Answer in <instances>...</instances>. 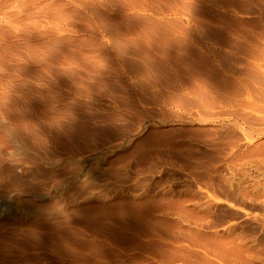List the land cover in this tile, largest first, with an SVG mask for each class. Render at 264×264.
I'll use <instances>...</instances> for the list:
<instances>
[{
    "label": "rangeland",
    "instance_id": "obj_1",
    "mask_svg": "<svg viewBox=\"0 0 264 264\" xmlns=\"http://www.w3.org/2000/svg\"><path fill=\"white\" fill-rule=\"evenodd\" d=\"M235 3V49L244 31L264 49V0ZM93 26L81 49L99 59ZM183 30L181 41L201 45ZM10 32L0 36V104L17 118L11 129L0 111V264H264V54L221 52L213 62L235 69V95L211 92L221 100L204 106L187 89L204 78L161 61L158 87L179 98L169 104L139 88L140 74L122 79L125 92L95 90L102 81L61 54L73 41L31 50Z\"/></svg>",
    "mask_w": 264,
    "mask_h": 264
},
{
    "label": "bare ground",
    "instance_id": "obj_2",
    "mask_svg": "<svg viewBox=\"0 0 264 264\" xmlns=\"http://www.w3.org/2000/svg\"><path fill=\"white\" fill-rule=\"evenodd\" d=\"M235 4V0H149L148 2L147 0H66V2H60V0H0V36L5 38L11 34L10 30H12V32H17L13 28L21 26V28H17L20 31L15 34L20 36L25 42L30 43L31 50H34L37 45L46 50L49 46L41 45L40 43L43 38L52 41L54 44L73 41L76 44L75 52L72 54L61 52V54L72 62L73 59L76 60L77 65H81L83 71H88L91 75L93 74L102 81L101 87L95 85L94 82L90 83L94 84L91 86L95 90H106L109 88L111 90V87H114L119 93L125 92L126 89H124L125 86L122 84V79L124 78V81L129 79V81H131L133 77H136L134 75L140 74L142 76L140 77L137 75L140 77H137V82L141 90L149 89L147 93L159 96L162 102L168 101L170 102L169 104H178L179 98L170 93L167 94L163 92V88L159 89L158 87L161 82L160 78L156 77L155 73L165 68L161 63V61H165L170 66L178 68V71L181 70L191 75L193 79V73H195V75L197 74L198 78L195 76L197 80L204 78V80H199L201 82L200 88L189 86L190 84L187 86L188 94L190 93L191 96H198L200 102L204 106L211 103L214 104L221 100L220 96H211V92L219 90L221 92H231L235 95V69L223 64V61L222 66H219L221 65L220 63L217 65L216 62H213L219 58L221 52H232L235 55V50H238V52L247 55L249 58L259 57L261 54H264L262 53L264 49L257 43L256 38L253 36V32L252 34L246 33V31H244L245 33H241L239 36L242 42L239 40V47L235 49V17L231 14L234 11L233 9H235ZM213 6H217L218 9L213 8ZM147 11H150V14L147 13ZM184 14H186V18L183 20L182 17L184 16L182 15ZM73 18L76 20L80 19V21L82 20L81 22L83 25L79 21V24L82 26L80 25L78 28L80 33L81 31L83 32V36L81 37H77L74 31L72 33L73 25L77 26V24L73 22ZM43 20L44 25L47 27L43 25ZM252 22H254V20ZM93 25L96 26V31L99 32L100 35H98L101 37V41L97 43L95 41V43L103 54L101 58H93L94 60L81 49V45L83 43L86 44V40H88V38H84V35L89 33ZM256 27L258 26L256 25ZM184 28H192L197 33H200L201 45L194 44L193 46L195 47H193L191 44H186L181 41L183 36H188L189 34V31L183 30ZM78 30L77 32H79ZM176 30H179L180 34H177ZM92 34L94 35V33ZM230 40H232L234 44H230ZM95 43L91 44L94 45ZM86 45L89 44L87 43ZM195 49L199 50V53L202 55L196 53L200 56V60H197V62L201 63V67L192 64V61H196L192 60V54L196 52ZM57 53L54 57H57ZM232 53L231 55H233ZM135 56H140L143 59L137 61ZM99 60H101V62L103 60L106 65L101 64ZM144 61H147V64H144ZM148 62H151V64ZM258 64V67H261L260 63ZM190 70H192L193 73H190ZM205 77L210 81L205 82ZM130 85L134 86V83L131 82ZM133 86H131V88ZM136 88L138 89V86ZM247 88L249 87H246V89ZM103 90H100V92L102 93ZM132 92L130 90V93ZM138 92L139 94L141 93L140 91ZM133 93V95H135V92ZM248 95H250V93H248ZM140 96H143L140 98H146L143 94ZM148 96L150 95H147V97ZM5 100V98L3 101L1 100L0 111L3 117L8 120L7 125L10 124L9 126L11 127V121L15 120L17 117L11 115ZM138 101H140V99ZM154 101H156L155 98ZM189 101L192 100L190 99L188 102ZM119 103L121 102L119 101ZM12 132H14V136L21 143L19 146L26 149L27 144H25L22 138V129L13 128ZM61 233L58 232L53 235L59 242L57 246L62 250L70 249L66 244L69 243L73 245L72 237L70 236V240L68 238L69 236L61 235ZM45 238H47V236ZM47 241L49 242V239ZM15 244L17 245L18 243ZM40 245H43V243ZM18 246L20 247L19 244ZM45 246H47V244H45ZM51 247L53 248V246ZM58 254L62 255L60 253ZM103 256L104 254L102 257ZM95 262L96 261H94V263Z\"/></svg>",
    "mask_w": 264,
    "mask_h": 264
}]
</instances>
